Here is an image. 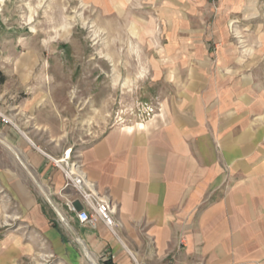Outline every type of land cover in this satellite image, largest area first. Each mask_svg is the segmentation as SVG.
Listing matches in <instances>:
<instances>
[{
  "label": "crops",
  "instance_id": "obj_1",
  "mask_svg": "<svg viewBox=\"0 0 264 264\" xmlns=\"http://www.w3.org/2000/svg\"><path fill=\"white\" fill-rule=\"evenodd\" d=\"M146 1L182 21L206 5ZM214 81L156 123L112 127L65 153L116 208L115 233L100 221L81 225L67 204L86 207L55 157L3 125L0 264H84L80 246L99 264H264V111L241 81Z\"/></svg>",
  "mask_w": 264,
  "mask_h": 264
},
{
  "label": "rangeland",
  "instance_id": "obj_2",
  "mask_svg": "<svg viewBox=\"0 0 264 264\" xmlns=\"http://www.w3.org/2000/svg\"><path fill=\"white\" fill-rule=\"evenodd\" d=\"M183 20L146 0H0V128L61 159L210 80L241 81L264 111V0H206Z\"/></svg>",
  "mask_w": 264,
  "mask_h": 264
},
{
  "label": "built area",
  "instance_id": "obj_3",
  "mask_svg": "<svg viewBox=\"0 0 264 264\" xmlns=\"http://www.w3.org/2000/svg\"><path fill=\"white\" fill-rule=\"evenodd\" d=\"M53 164L59 168L68 185H71L86 208L77 210L72 203L68 202L67 208L73 213L76 220L81 225H94L96 221L102 222L112 233H115L116 223L113 220L116 208L110 206L108 201L99 196L92 188V185L86 182L84 175L76 162H72L70 156H64L61 159H52Z\"/></svg>",
  "mask_w": 264,
  "mask_h": 264
},
{
  "label": "bare ground",
  "instance_id": "obj_4",
  "mask_svg": "<svg viewBox=\"0 0 264 264\" xmlns=\"http://www.w3.org/2000/svg\"><path fill=\"white\" fill-rule=\"evenodd\" d=\"M84 252H85V255H86L87 259H88L92 264H96V263L94 262V260L92 259V256L87 252V250H84Z\"/></svg>",
  "mask_w": 264,
  "mask_h": 264
}]
</instances>
